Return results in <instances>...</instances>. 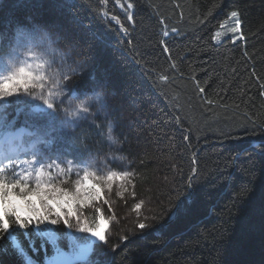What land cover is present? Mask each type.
I'll list each match as a JSON object with an SVG mask.
<instances>
[{
	"label": "trees",
	"instance_id": "1",
	"mask_svg": "<svg viewBox=\"0 0 264 264\" xmlns=\"http://www.w3.org/2000/svg\"><path fill=\"white\" fill-rule=\"evenodd\" d=\"M214 4L221 7L198 23ZM10 5L5 0L6 14L14 12L20 19L32 15L41 22H73L81 31L84 53L97 55L96 71L102 66L97 76L107 82L106 113L115 124L116 145L130 162L135 189L151 201L146 222L154 225L143 233L123 231L129 237L123 242L115 234L108 244L119 245L114 253L111 249L112 264H264V158L246 150L249 140H264V0H140L134 30L121 7L101 5V0ZM105 8L109 16L125 21L128 34L118 31L119 25L91 19ZM233 10L240 15L245 38L236 43L224 40L231 24L219 27ZM161 17L169 30H180L168 41L181 71L169 72L166 83L158 81L160 67L168 66L159 46ZM0 30L7 34L6 21ZM217 31L221 43L211 40ZM93 34L106 40L103 51ZM114 101L126 102L125 117L133 127L122 126ZM103 117L101 113L95 123ZM185 130H190V141L183 139ZM97 131L90 116L76 132L91 158L111 149ZM193 153L198 154L200 183L187 211L169 220L176 189L193 166ZM245 186L250 194L236 199ZM161 223L168 225L162 234L157 232ZM0 258L4 264L12 260L7 254Z\"/></svg>",
	"mask_w": 264,
	"mask_h": 264
},
{
	"label": "snow or ice",
	"instance_id": "2",
	"mask_svg": "<svg viewBox=\"0 0 264 264\" xmlns=\"http://www.w3.org/2000/svg\"><path fill=\"white\" fill-rule=\"evenodd\" d=\"M32 2L11 0L10 6ZM106 3L121 7L127 24L133 25L134 30L140 0H101V5ZM4 4L5 0H0V28L6 21L8 29L7 34L0 30V257H12L10 264H112L111 254L105 248L115 219L109 196L115 191L117 197L124 199L134 173L111 167L115 156L92 160L91 151L81 147L76 134L81 121L91 116L101 142L117 143L115 124L105 112L109 106L107 82L96 74L97 55L73 59L81 54L58 46L60 36L53 25L40 23L31 16L20 19L14 12L6 14ZM220 7L214 4L198 23L204 24ZM227 18L233 26L224 34V40L236 43L245 39L238 11H231ZM91 19L98 24L119 25L118 31L123 34L129 32L125 21L116 14L109 16L107 8ZM159 23L163 25L159 46L168 66L160 67L158 81L166 83L171 79L169 72L181 71L168 41L180 30H169L163 17ZM219 27L225 25L221 23ZM93 38L103 51L106 40L95 34ZM211 40L223 42L221 33L215 32ZM197 87L201 94L205 93V87ZM260 87L264 88V84ZM212 103L207 100V104ZM102 112L103 120L96 124ZM188 131L185 130L184 141H190ZM246 150L264 158V140H249ZM196 155L193 153V166L186 181L176 189L169 220L186 212V205L192 203L194 189L201 179ZM249 194L250 189L242 187L236 199ZM131 196H136L134 186ZM105 205L111 217L105 216ZM87 206L94 208L91 218L82 211ZM141 207V203H135L133 210L139 215ZM146 220L138 219L136 223L142 233L154 227ZM167 227L161 223L157 232L162 234ZM128 239L127 235L120 237L121 242ZM64 240L67 250L61 247ZM118 246L112 245L113 253ZM0 264H4L2 258Z\"/></svg>",
	"mask_w": 264,
	"mask_h": 264
},
{
	"label": "rangeland",
	"instance_id": "3",
	"mask_svg": "<svg viewBox=\"0 0 264 264\" xmlns=\"http://www.w3.org/2000/svg\"><path fill=\"white\" fill-rule=\"evenodd\" d=\"M230 12H228V13H230ZM31 17H33V16L31 15ZM227 17H228V14H227ZM227 17L224 19L223 24H226V25L231 24V27H232L233 22L231 20H229ZM38 22L54 26V32H58L59 36H60V44L58 46L60 48H62L64 51L74 50L76 53L81 54V56H74L73 59H80L82 57L92 56V55H86V53H84V45H83V41H82L81 31L77 29L76 25L73 22L67 21L64 18L60 19L57 22H53V23L41 22V21H38ZM223 32H225V31H223ZM99 68L100 69H97L96 74L101 76L102 66H100ZM102 79H104L106 81L105 78H102ZM110 94H111V96H113L112 92ZM108 98L110 101L109 95H108ZM117 101H114V102L118 106L119 103ZM126 101H129V104H131L129 97L126 99ZM76 102L77 101H72V103H76ZM68 103H69V100L67 98H65V104H68ZM119 106H120V108H119L120 119L123 120L122 126L126 127V128L133 127V124H131L132 120L130 119L131 120L130 121L128 119L129 117L126 119V117H127L126 116L127 115L126 110H125L126 109V107H125L126 102L121 101ZM9 112H10V109H9ZM105 112H106V109H105ZM102 113H104V112H102ZM110 147H111V149L106 156H108L110 159L112 156L117 157L115 162L113 164H111L110 166L113 168L118 167V168H122V169H125L128 171H131L130 162L123 155H121V153L118 151V146L116 144H114V145H110ZM104 157L105 156L93 157L91 159L96 160V161H102L104 159ZM121 157H122V159H121ZM74 178L75 177H73V179ZM133 186H134V183L132 185L127 186L128 192L125 193L124 199H120L119 197H117L115 194V191H113L111 193V195L109 196V199L112 201V208H113L114 214H115V219L112 220L111 226H110V239H109V241L114 239L115 234H117L121 237L122 236L121 233L125 230L126 231L127 230L129 231V229L140 230L136 227V223H137L138 219L144 220L145 218H148V216H149V210H150V206H151V201H150L149 197H147L144 194L139 193L135 189V186H134L136 196H135V198H133L131 196V192L133 191ZM114 188H115V186H114ZM138 202L142 204L139 215L137 214L136 211L133 210L134 204L138 203ZM82 211L84 212L85 216L91 218V216L94 212V208L92 206H87ZM104 213H105V216H107V217L112 216V213L108 212V206L107 205L104 206ZM64 231H68V230L65 229ZM117 242H116V244H118ZM108 244L105 246V248L110 253L112 248L108 247ZM61 247H63L65 250H67V241L66 240L61 242Z\"/></svg>",
	"mask_w": 264,
	"mask_h": 264
}]
</instances>
